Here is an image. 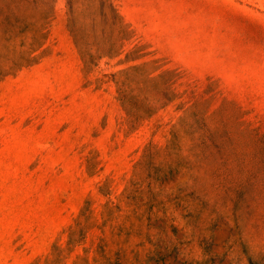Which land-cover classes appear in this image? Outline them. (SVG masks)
<instances>
[{
	"label": "rangeland",
	"instance_id": "374dc122",
	"mask_svg": "<svg viewBox=\"0 0 264 264\" xmlns=\"http://www.w3.org/2000/svg\"><path fill=\"white\" fill-rule=\"evenodd\" d=\"M0 264H264V0H0Z\"/></svg>",
	"mask_w": 264,
	"mask_h": 264
}]
</instances>
